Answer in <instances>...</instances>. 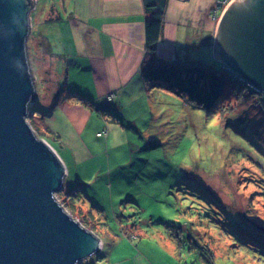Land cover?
I'll return each mask as SVG.
<instances>
[{
    "label": "rangeland",
    "instance_id": "374dc122",
    "mask_svg": "<svg viewBox=\"0 0 264 264\" xmlns=\"http://www.w3.org/2000/svg\"><path fill=\"white\" fill-rule=\"evenodd\" d=\"M61 2L39 0L30 14L31 125L36 114L50 118L47 108L59 90L53 70L56 62L71 61ZM38 41L51 45L54 59ZM65 71L60 92L66 87L77 98L68 87L74 76ZM246 90L226 86L204 109L165 87L148 89L145 104L113 116L119 125L109 117L102 121L110 129L100 132L104 137L82 134L93 150L79 166L70 148L37 132L66 165L63 191L81 201L75 217L102 242L96 255L78 264H264V96ZM77 102L94 111L111 108L105 99L107 106L84 96L68 101ZM40 121L34 118V125ZM65 195H56L58 203Z\"/></svg>",
    "mask_w": 264,
    "mask_h": 264
},
{
    "label": "water",
    "instance_id": "95a60500",
    "mask_svg": "<svg viewBox=\"0 0 264 264\" xmlns=\"http://www.w3.org/2000/svg\"><path fill=\"white\" fill-rule=\"evenodd\" d=\"M35 0H0V264H78L100 238L56 200L67 169L27 122L35 97L27 40ZM214 59L264 90V0H234L222 14Z\"/></svg>",
    "mask_w": 264,
    "mask_h": 264
},
{
    "label": "crops",
    "instance_id": "0c3cea01",
    "mask_svg": "<svg viewBox=\"0 0 264 264\" xmlns=\"http://www.w3.org/2000/svg\"><path fill=\"white\" fill-rule=\"evenodd\" d=\"M233 1L168 0L157 56L164 61L221 67L214 59L213 43L222 14ZM60 4L67 15L72 56L68 57V65L56 62L53 73H61L59 79L63 81L67 68L74 76V82L68 84L70 91L93 102L107 106L102 101L110 94L113 97L106 100L110 101V110H89L85 106L88 102L70 104L68 101L78 98L67 94L47 108L50 118L45 124L54 134L53 141L62 149L70 148V160L79 166L91 158L88 149L93 150L84 144L82 134L87 139L85 133L92 132L93 138H100L98 132H109L108 125L102 124L106 117L119 125L112 121L113 116L125 108L145 104L143 99L151 88L143 82L140 67L145 57L144 23L148 16L142 0H62ZM43 6L46 8V4ZM85 90H90L92 96ZM73 173L79 178L76 168Z\"/></svg>",
    "mask_w": 264,
    "mask_h": 264
},
{
    "label": "trees",
    "instance_id": "16d2710c",
    "mask_svg": "<svg viewBox=\"0 0 264 264\" xmlns=\"http://www.w3.org/2000/svg\"><path fill=\"white\" fill-rule=\"evenodd\" d=\"M142 2L145 14L148 16V18L144 23L145 57L140 67V74L143 82L147 86H149L150 88L156 86L165 87L166 90L176 92L187 101L195 103L196 105L204 109H208L210 106L212 107L214 105L215 100L220 96V94L223 93V90L226 86L233 85L234 87H236L237 85H239L241 87H246V91L248 93H254L248 85L241 82L239 79L231 78L229 76L230 72L226 70V66H224L223 64L220 65L221 67L215 68L198 63L164 61L160 59L156 54V46L162 34L164 15L168 0H142ZM30 36L32 37V31ZM38 44V47L40 49H44L43 52L41 51L42 53L48 54V56L55 58V55L52 53V48L49 43L45 44V42L43 43L38 41ZM65 75H67V72H64V76ZM59 76H62V74L60 73ZM59 76L56 80L59 90H55L53 94L55 97V101L58 100L61 95H70L69 93L65 92L67 91L66 87L60 92L62 81L59 79ZM72 94L81 99V94H79L78 92L73 91ZM240 94L242 93L240 92ZM106 100L109 99L106 97ZM40 111L42 112V110ZM34 118L41 119V121L37 123L36 126L34 125ZM30 120L33 121V126L30 124L31 122L29 123V121L28 124L39 138H45L44 136L40 137L37 134V132H40L41 130V134L44 133L46 136L48 135L50 142L53 141L52 136L54 134H52L50 128L45 124V119L41 117V114L40 116H37L36 114L30 117ZM97 136L100 138L104 137L100 132L97 133ZM153 146L156 147L159 146V144L154 143ZM54 150L56 151V149ZM61 192L63 194H66L65 197L67 198L60 204H62L64 209L66 208L65 210L66 212H68V214L79 221L82 226L87 228L85 223L79 220L78 217H75L76 214L74 215L75 208L77 207L76 204L81 202L76 197L75 192L63 191V189L59 193ZM79 215H81V209Z\"/></svg>",
    "mask_w": 264,
    "mask_h": 264
},
{
    "label": "built area",
    "instance_id": "2783aa9c",
    "mask_svg": "<svg viewBox=\"0 0 264 264\" xmlns=\"http://www.w3.org/2000/svg\"><path fill=\"white\" fill-rule=\"evenodd\" d=\"M226 70H227L228 72H230L227 68H226ZM228 74H229V73H228ZM229 76H230L231 78H234V79H239L241 82H243V83H245L246 85H248L249 88H250L254 93H256V94H262V96H264V90H261V89L255 87L254 85L247 84V82H246L244 79H242V78L236 76L235 73L230 72ZM109 99H110V98H109ZM261 99H262V98H261ZM262 100H263V102H264V99H262Z\"/></svg>",
    "mask_w": 264,
    "mask_h": 264
}]
</instances>
